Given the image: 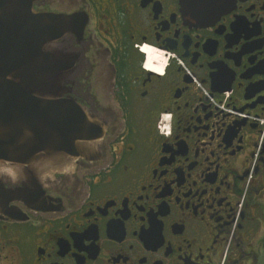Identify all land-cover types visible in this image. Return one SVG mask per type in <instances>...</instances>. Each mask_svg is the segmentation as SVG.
<instances>
[{
    "label": "flooded vegetation",
    "instance_id": "obj_1",
    "mask_svg": "<svg viewBox=\"0 0 264 264\" xmlns=\"http://www.w3.org/2000/svg\"><path fill=\"white\" fill-rule=\"evenodd\" d=\"M32 10L53 16L38 51L56 99L88 127L85 145L0 159L20 175L0 177V264H264V0ZM19 112L3 90L2 146Z\"/></svg>",
    "mask_w": 264,
    "mask_h": 264
},
{
    "label": "water",
    "instance_id": "obj_2",
    "mask_svg": "<svg viewBox=\"0 0 264 264\" xmlns=\"http://www.w3.org/2000/svg\"><path fill=\"white\" fill-rule=\"evenodd\" d=\"M32 2L0 0V96L6 90L25 100V125L21 121L22 112L14 119L18 120L19 147L12 146L10 137L14 133L10 134L4 146L0 144V159L27 160L41 151L85 145L79 138H83L82 132L88 127L87 119L84 115L71 114L70 110L81 113L79 108L73 105L68 108L64 101L56 99L61 69L55 65L54 53L38 51L41 37L47 46L53 39L54 31L48 25L53 16L35 13ZM44 20L46 27L42 28ZM3 141L0 136V142Z\"/></svg>",
    "mask_w": 264,
    "mask_h": 264
},
{
    "label": "clouds",
    "instance_id": "obj_3",
    "mask_svg": "<svg viewBox=\"0 0 264 264\" xmlns=\"http://www.w3.org/2000/svg\"><path fill=\"white\" fill-rule=\"evenodd\" d=\"M0 177H7L12 184H16L20 179L17 166L11 162L0 164Z\"/></svg>",
    "mask_w": 264,
    "mask_h": 264
},
{
    "label": "bare ground",
    "instance_id": "obj_4",
    "mask_svg": "<svg viewBox=\"0 0 264 264\" xmlns=\"http://www.w3.org/2000/svg\"><path fill=\"white\" fill-rule=\"evenodd\" d=\"M54 33V32H53Z\"/></svg>",
    "mask_w": 264,
    "mask_h": 264
}]
</instances>
